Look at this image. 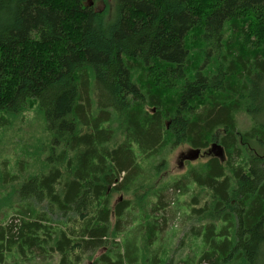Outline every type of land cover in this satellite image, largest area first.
Masks as SVG:
<instances>
[{
    "label": "trees",
    "instance_id": "obj_1",
    "mask_svg": "<svg viewBox=\"0 0 264 264\" xmlns=\"http://www.w3.org/2000/svg\"><path fill=\"white\" fill-rule=\"evenodd\" d=\"M33 108L48 139L0 162V264H264V0H0V143ZM186 145L225 160L156 184ZM171 203L196 262L162 244Z\"/></svg>",
    "mask_w": 264,
    "mask_h": 264
},
{
    "label": "rangeland",
    "instance_id": "obj_2",
    "mask_svg": "<svg viewBox=\"0 0 264 264\" xmlns=\"http://www.w3.org/2000/svg\"><path fill=\"white\" fill-rule=\"evenodd\" d=\"M104 4H101L97 6L98 9H103ZM242 43L245 44V39H242ZM259 116L264 117V112H261ZM23 119V121L18 119L19 123H16V126H14L13 130H9L5 135H2V143H0V162L7 161L9 162L10 166H14L19 159H24L26 156V152H29L31 155H34L35 148L37 149V145L39 144V140L41 139L43 141L47 140L48 138L44 134L43 131V122L41 117L38 115L35 108L28 111ZM251 127V122L248 119L247 116L244 114L239 115L238 117V128L240 131H247ZM254 146V145H253ZM211 148V147H210ZM209 148V149H210ZM210 150L202 151L201 156H195V152L191 150L187 145L181 146L177 149H175L172 152L165 153L166 154V165L161 169L160 176L156 182V184L162 183H169L176 177L182 175L185 173L188 163L186 161H193L197 160L199 163L205 162L209 154H213L214 152H217L216 149H214V152L208 153ZM212 151V150H211ZM182 153V154H181ZM223 158V156H220ZM32 156L29 159V163L33 164L34 160L31 159ZM160 164V163H159ZM148 165V164H144ZM1 167V165H0ZM33 167H31V172L33 171ZM123 196H115L114 200L117 201L118 199L122 198ZM182 198V197H181ZM184 198V197H183ZM187 199V197H186ZM167 200H169V197H167ZM4 212L8 210H3ZM13 211V210H11ZM10 211V212H11ZM182 211H187V209L183 208ZM166 212H168L169 221L175 216L176 212L175 207L169 205L166 208ZM13 213V212H11ZM180 215V220L178 223L175 224V226H171L169 223L167 224V227L164 230L163 234V240L162 244L163 246L167 247L168 249L173 248L175 249V253H173V259L179 257L184 258L189 255V258H191L193 261H197L198 257H195V253H197V249H195V246L191 244L190 240H184L182 241V227L186 223L185 218L183 216V212ZM14 216V215H13ZM7 220L2 219L1 222H5ZM178 225V227H177ZM135 225H132V227ZM119 241V240H118ZM103 253H107V251H104ZM102 254V251L98 252L93 259L86 260L83 264H93L94 261H96ZM5 264H17L12 259H7ZM30 264H44L39 261H33ZM52 264H58V259H55L52 261Z\"/></svg>",
    "mask_w": 264,
    "mask_h": 264
},
{
    "label": "water",
    "instance_id": "obj_3",
    "mask_svg": "<svg viewBox=\"0 0 264 264\" xmlns=\"http://www.w3.org/2000/svg\"><path fill=\"white\" fill-rule=\"evenodd\" d=\"M214 149H216L217 152H214ZM211 150L209 151V153L214 152V155L217 156V157H220V156L224 155L223 148L220 147V146L213 145ZM193 152H195V156L196 157L199 156V154H200V151H193Z\"/></svg>",
    "mask_w": 264,
    "mask_h": 264
},
{
    "label": "bare ground",
    "instance_id": "obj_4",
    "mask_svg": "<svg viewBox=\"0 0 264 264\" xmlns=\"http://www.w3.org/2000/svg\"><path fill=\"white\" fill-rule=\"evenodd\" d=\"M235 36V35H234ZM239 38V37H238ZM235 41V40H234ZM223 45V44H222ZM229 45V44H228ZM230 45H232V44H230ZM234 45V44H233ZM233 51H235V50H233ZM196 52V51H195ZM216 52V51H215ZM232 52V51H231ZM222 53V52H221ZM196 54V53H195ZM194 54V55H195ZM199 54V53H198ZM223 55V54H222ZM238 55V54H237ZM243 55V54H242ZM191 56V55H190ZM201 58V57H200ZM226 58V57H225ZM192 59V58H191ZM194 59V58H193ZM215 59V58H214ZM216 66H218V65H216ZM220 66V65H219ZM223 66V65H222ZM214 67V66H213ZM215 68V67H214ZM207 69V68H206ZM205 75V74H204ZM207 92H210V91H207ZM249 100V99H248ZM253 107V106H252ZM258 117V116H257ZM262 118V117H261ZM258 120V119H257ZM253 121V120H252ZM263 121V120H262ZM6 122V121H5ZM253 129V128H252ZM242 132V131H241ZM156 151V150H155ZM153 152V151H152ZM182 154V153H181ZM107 158V157H106ZM166 163V162H165ZM207 163V162H206ZM136 167H137V165H136ZM193 171V170H192ZM7 179V178H6ZM180 188V187H179ZM195 199V198H194ZM193 200V199H192ZM192 205V204H191ZM204 214V213H203ZM44 215V214H43ZM40 216V215H39ZM203 216V215H202ZM55 218V217H54ZM202 221V220H201Z\"/></svg>",
    "mask_w": 264,
    "mask_h": 264
}]
</instances>
